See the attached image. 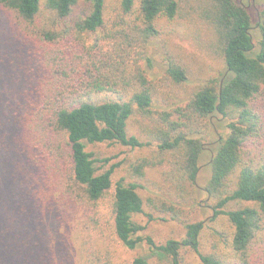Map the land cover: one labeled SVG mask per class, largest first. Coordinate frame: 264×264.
Here are the masks:
<instances>
[{"label":"trees","instance_id":"16d2710c","mask_svg":"<svg viewBox=\"0 0 264 264\" xmlns=\"http://www.w3.org/2000/svg\"><path fill=\"white\" fill-rule=\"evenodd\" d=\"M261 4L253 17L239 0H0V264H122L117 245L142 243L171 264H264ZM101 143L147 153L116 178ZM139 214L183 237L155 243Z\"/></svg>","mask_w":264,"mask_h":264},{"label":"rangeland","instance_id":"374dc122","mask_svg":"<svg viewBox=\"0 0 264 264\" xmlns=\"http://www.w3.org/2000/svg\"><path fill=\"white\" fill-rule=\"evenodd\" d=\"M262 1L263 0H253V3L252 1L248 3L247 0H244L247 9L253 17H255L256 11L260 9ZM108 3L109 5L113 6L117 3V0H108ZM158 26L161 31H169L173 28V23L165 19H161L160 24ZM176 29L181 30L182 26L179 25L178 27H176ZM171 41L182 44L181 46L183 47L185 52H189L192 50V47L188 44L186 40L182 39L180 35L177 36V34H175V36L171 38ZM152 43L153 46L149 55L150 63L148 65V72L151 76H159L164 70L163 51L160 49L158 39L153 40ZM218 130L222 131L220 128H218ZM130 132L134 133V129H130ZM214 142H216V133L210 131L206 136H204V152L200 159V169L197 174V184L199 187L204 185L205 181L209 176L208 161L210 159L211 149L213 148ZM91 149L99 150L103 156L112 157V159L110 160L111 162L119 161L121 163V166L116 171V178L126 174L125 170L132 158L140 154L147 153L146 149L131 150L126 146L106 145L104 143L91 147ZM141 194L144 195L145 192H141ZM205 196L206 193L203 190L199 189V203L203 204ZM209 215V210L199 209L192 217L195 219H204L205 222L209 224ZM10 216L13 217L12 215ZM135 218L138 222L144 224L145 226L144 230H142L140 233L142 235L151 236L157 244L164 242L168 238L181 239L183 237L184 230L182 225L174 221H161L159 219L148 220L145 216L141 214L135 216ZM206 233L209 237L208 230H206ZM206 239L207 238L205 237L202 239L204 243H206ZM135 255L145 256L147 260L153 264H171L170 260L167 257H163L158 253L150 251L145 243H142L134 250H128L121 245H117L116 260L120 261V263H127ZM187 260L189 261L188 264H199L198 258L194 253H188Z\"/></svg>","mask_w":264,"mask_h":264},{"label":"flooded vegetation","instance_id":"af4514ba","mask_svg":"<svg viewBox=\"0 0 264 264\" xmlns=\"http://www.w3.org/2000/svg\"><path fill=\"white\" fill-rule=\"evenodd\" d=\"M244 6H246L245 4H244V0H239ZM248 1V3L249 2H251L252 1V3H253V0H247Z\"/></svg>","mask_w":264,"mask_h":264}]
</instances>
